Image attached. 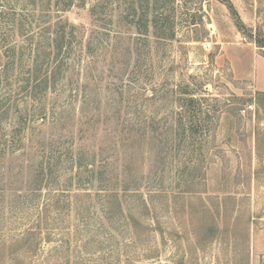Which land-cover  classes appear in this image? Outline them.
Returning a JSON list of instances; mask_svg holds the SVG:
<instances>
[{
    "label": "rangeland",
    "instance_id": "rangeland-1",
    "mask_svg": "<svg viewBox=\"0 0 264 264\" xmlns=\"http://www.w3.org/2000/svg\"><path fill=\"white\" fill-rule=\"evenodd\" d=\"M160 7L172 40L115 0H0V107L21 101L34 46L74 33L47 121L36 109L25 148L0 146V264H264V103L227 55L264 53V0ZM185 93L204 136L177 130ZM77 150L106 191L73 185Z\"/></svg>",
    "mask_w": 264,
    "mask_h": 264
},
{
    "label": "trees",
    "instance_id": "trees-1",
    "mask_svg": "<svg viewBox=\"0 0 264 264\" xmlns=\"http://www.w3.org/2000/svg\"><path fill=\"white\" fill-rule=\"evenodd\" d=\"M115 1L117 10L124 15L127 12V23L132 25L137 33L149 36L152 32L156 38L166 40L175 38V21L168 16L166 18L168 22H163L164 19L158 15V9L160 6H169L171 11L175 12L177 0H146L147 8L141 5L142 0ZM149 6L153 9L150 10ZM92 10L94 12L96 6ZM61 30L53 38L48 39L47 47H43L41 43L38 44L39 46H34L29 69L19 90L22 96L21 101H10L7 107H0V146H3L5 153L11 148L16 147L18 150L25 148L31 116L36 113V109L40 110V119L44 122L48 119L49 101L51 96L56 94L62 78L63 65L59 62V57L70 52V41L74 35L72 32ZM185 94L189 97L181 100L183 112L178 120L177 130L187 139L194 138L198 134L204 136L203 126L208 121L209 111L204 109L203 99H197L193 93ZM257 96L259 102L264 103V93L258 92ZM36 104H39L37 108ZM2 126H4V133H1ZM72 153V164L78 171L72 179L75 181L73 185L75 184L76 188L82 186L93 188L96 192L106 191L104 186L107 187L109 181L107 173L102 168L87 163L84 151L77 150Z\"/></svg>",
    "mask_w": 264,
    "mask_h": 264
},
{
    "label": "crops",
    "instance_id": "crops-1",
    "mask_svg": "<svg viewBox=\"0 0 264 264\" xmlns=\"http://www.w3.org/2000/svg\"><path fill=\"white\" fill-rule=\"evenodd\" d=\"M227 55L232 62L235 76L251 80L257 92L264 93V53L251 43L228 47Z\"/></svg>",
    "mask_w": 264,
    "mask_h": 264
},
{
    "label": "built area",
    "instance_id": "built-area-1",
    "mask_svg": "<svg viewBox=\"0 0 264 264\" xmlns=\"http://www.w3.org/2000/svg\"><path fill=\"white\" fill-rule=\"evenodd\" d=\"M248 108H249V109H253V107H252V106H249ZM243 112H246V110H244Z\"/></svg>",
    "mask_w": 264,
    "mask_h": 264
}]
</instances>
